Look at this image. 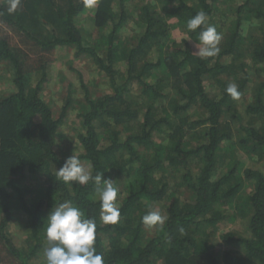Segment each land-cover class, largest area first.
Returning <instances> with one entry per match:
<instances>
[{"label":"trees","instance_id":"trees-1","mask_svg":"<svg viewBox=\"0 0 264 264\" xmlns=\"http://www.w3.org/2000/svg\"><path fill=\"white\" fill-rule=\"evenodd\" d=\"M93 1L90 10L84 0H19L9 12L11 0H0V61L12 87L0 96V264H46L47 216L64 202L96 221L105 264H264V0ZM218 3L224 13L214 23ZM201 10L222 35L215 57L193 53L200 29L186 24ZM178 25L193 46L171 41ZM58 47L88 57L106 91L92 96L78 74L83 102L66 97L54 116L42 91ZM230 82L238 99L225 92ZM69 110L82 129L78 157L119 188L116 224L101 221L93 182L57 175L66 154L56 140ZM31 176L35 186L22 183ZM13 209L27 225L19 246L8 234ZM153 209L165 221L148 227L142 217ZM233 218L245 234L219 226Z\"/></svg>","mask_w":264,"mask_h":264},{"label":"clouds","instance_id":"clouds-1","mask_svg":"<svg viewBox=\"0 0 264 264\" xmlns=\"http://www.w3.org/2000/svg\"><path fill=\"white\" fill-rule=\"evenodd\" d=\"M84 3L90 7L93 0H84ZM18 4L19 0H11L8 11H15ZM186 29L188 32L200 29L194 54L200 58L218 55L222 35L215 25L208 22V15L203 10L187 21ZM225 92L233 99L240 96L238 85L234 82L227 85ZM56 171L65 183L76 182L83 185L93 182L99 195L101 221L104 224H116L119 221L121 214L117 203L119 188L115 180L104 179L101 173L93 175L91 168H86L74 154ZM164 221L165 217L154 209L142 217V222L148 227L162 225ZM45 236L47 246L43 250V255L46 264H105L102 254H99L95 247L96 221L85 218L84 212L71 202L61 203L51 209L47 216Z\"/></svg>","mask_w":264,"mask_h":264},{"label":"rangeland","instance_id":"rangeland-1","mask_svg":"<svg viewBox=\"0 0 264 264\" xmlns=\"http://www.w3.org/2000/svg\"><path fill=\"white\" fill-rule=\"evenodd\" d=\"M93 2L94 3H92L90 7H87L90 8V10L96 5L95 1ZM216 6L218 10L215 15H212V21L214 23H216V21H218V18L224 13L222 12L223 6L221 4L218 3L216 4ZM90 10H88V12L81 17L83 18V20L85 19L84 21L80 18V21H83L81 27L84 32L90 31L89 28L91 24L87 21L90 17ZM175 22L176 19L168 20L169 24H174ZM129 25L132 27V24L130 22ZM128 34L129 32L127 30H121L119 32L120 41H124L129 38ZM169 36L171 38V41L176 45H182L184 39L187 40L190 46L194 45L192 38L188 37L187 32H185L184 29L181 28V26L179 25L170 28ZM171 41H169V44L172 43ZM116 66V68L120 69V71H122L123 73V62H116ZM40 74L41 72L36 73L34 75V81H36L41 76ZM45 74L46 80L43 83L44 89L42 92L47 98V100L50 101L54 116H57L60 112V108L64 106V101L66 97H70L72 100L75 101L77 100L83 102L84 97L83 92L80 88L78 74H81V77L84 79L85 84L93 93L92 96L99 95L102 92L106 91V86L104 85L101 76L102 73L97 70L94 63H92L91 60L86 56L76 58L74 56V50L65 47H58L53 51L52 55L50 56V60L45 65ZM9 81V75L6 71L4 62L0 61V96H6L12 91V87ZM130 93L131 94H128V97H133L134 95L135 97H137L136 95L139 94V91L136 85L133 86L132 91ZM159 103L161 102L159 101ZM239 105H242V103ZM66 113L67 114L64 116L63 119V124L60 127L62 128V130L56 140V146L57 148L60 147L61 150L60 154L62 152L66 154L65 160L73 154L78 156V154L82 152L76 138L77 134L82 131V129L80 130L79 120L76 118V112L69 110ZM154 142L160 143L161 139L156 135L154 138ZM150 152L151 151H147V155H150ZM81 162L84 164L85 167L87 166L83 160H81ZM168 179V182L171 183L172 180L170 179V177ZM37 182H39L38 179L35 176H31V181L25 179L22 183L33 187L37 184ZM244 195L245 192H242L240 194V196ZM240 199L241 201L244 200L243 197ZM22 213L23 212L13 209L11 218L12 221L9 223V226H7L8 234L12 238L16 246L22 245L26 237L27 225L23 221L25 215ZM244 224L245 223L240 222L239 219L233 218L231 221L221 223L219 226L222 228L225 227L227 229L232 228L236 231L243 230L242 233L245 234L247 232V229H245ZM214 243L215 250L219 251L222 249V244L220 243V241L216 240L214 241Z\"/></svg>","mask_w":264,"mask_h":264}]
</instances>
